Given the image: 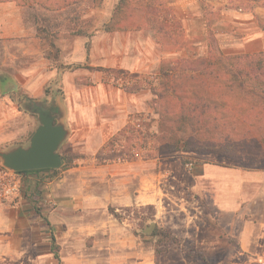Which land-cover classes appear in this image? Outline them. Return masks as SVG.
Segmentation results:
<instances>
[{"label":"rangeland","instance_id":"374dc122","mask_svg":"<svg viewBox=\"0 0 264 264\" xmlns=\"http://www.w3.org/2000/svg\"><path fill=\"white\" fill-rule=\"evenodd\" d=\"M9 1H16L17 16L12 15L9 5H0V152L28 145L38 125L35 107L23 98L24 87L32 97L40 98L38 104L45 110H51L56 103L63 106L69 136L60 149L66 165L42 177V187L24 181L20 208L27 201L26 213L31 221L24 229L29 233L19 244L8 239L0 241V264H264V245L257 251L255 246L244 251L231 238L229 243L226 240L214 249L201 244V240L208 238L206 203L183 190L177 194L174 191V196H163L159 205L118 207L107 203L100 208L91 195L90 174H77L68 183L77 194L75 198L59 187L65 193L62 204H57L52 191L45 189L52 181L64 183L60 174L66 169L138 160L133 155L136 144L141 146L143 161L174 159L183 173H191L196 163L201 162L232 165V161L218 155L169 153L158 141L159 116L153 109L152 92H127L123 79L127 73L139 74L144 80L157 83L160 69L177 57H205L210 50L225 55L263 50L262 39L247 42L246 31L222 23L221 16H242L255 10L258 12L255 16H264V0H190L192 16H205L192 30H186L179 19L183 12L173 5L179 0H168L164 8L171 20L174 17L182 35L174 45L158 41L155 30L141 20L140 28L129 25L127 30L106 31L119 0L4 2ZM258 20L256 25L260 27ZM16 75L18 83L29 76L27 86L18 84L21 89L18 94L13 92L12 85L1 82ZM113 76L118 78L116 83ZM100 84L111 87L114 95L119 89L117 103L124 104L130 112L128 124L109 136L93 155L84 148L86 138L81 141L74 134L78 126L72 112L73 104L78 106L79 101L96 96ZM125 96H134L136 103L126 101ZM117 103L102 105L103 112L115 114ZM138 123L142 129H137ZM24 132L27 133L21 136ZM100 139L103 137L95 141ZM188 164H193L191 171ZM101 178L96 180L101 184V197L107 192L114 194L117 188L110 181L111 174L104 172ZM83 202L89 207L84 209ZM0 205L10 210L16 208L1 199ZM153 223L155 229L146 234L145 230ZM156 231L161 237L154 236ZM52 239L59 260L52 250ZM142 250L151 255L140 258L138 252Z\"/></svg>","mask_w":264,"mask_h":264},{"label":"crops","instance_id":"0c3cea01","mask_svg":"<svg viewBox=\"0 0 264 264\" xmlns=\"http://www.w3.org/2000/svg\"><path fill=\"white\" fill-rule=\"evenodd\" d=\"M190 3V0H179L173 3L175 7L177 6V10L181 9L183 12L179 19L186 25L184 26L186 30L194 29L205 17L192 16ZM6 4L12 10V15L17 16L15 14L16 1L0 2V5ZM255 13L258 14L257 10L249 11L242 16H221V21L225 24H232L241 31H246L247 42L261 39L264 41V30L256 25L257 19L264 23V16H255ZM249 31H251L250 34H248ZM27 77L29 76L26 75L25 81L19 83L27 86L29 83ZM17 79L16 75V78H4L1 82L4 85H12L13 92L18 94L21 89L18 87ZM24 89L23 98L25 101L32 105L33 102L39 103V97H32L27 88L24 87ZM98 89L99 91L96 90L94 93L96 96L91 100L79 101L78 106L72 103L74 108L72 113L74 119H77L76 125L78 126L74 134L78 135L79 139L86 138L84 148L93 155L103 147L109 136L115 135L128 124L130 112L124 104L117 103L121 92L119 89H116V95L111 87L107 88L103 84H100ZM133 97L125 96L124 99L136 103V99ZM114 101L118 104L115 114L104 113L102 105L113 104ZM53 108L64 112L63 121L65 123L66 111L63 106L56 103ZM79 125L83 127L80 128ZM30 126L28 131H31ZM26 133H22L21 136ZM100 136L103 139L95 141ZM13 138H17V133ZM81 141H85V139ZM81 141L79 140V142ZM104 172L111 174L110 181L112 184H116L117 189L113 190L114 194L107 192L102 198V191H99L101 184L96 180H99ZM51 173L53 172L24 174V181L42 187V177ZM84 173L92 176L91 195L96 199V206H100V208H104L107 203L118 207L159 205L163 196H174L175 192L177 194L184 191L193 197H199L206 203L205 209L208 213L209 224L205 223V227L208 230V238L201 240V244H206L214 249V246L221 242L225 243L227 240L229 243L228 239L231 238L236 239L237 246L244 251H250L252 246H255V251H257L264 245V170H247L236 165L224 166L201 162L196 163L195 169L191 173H183L180 163L174 159L168 161H163L160 158L147 161L138 159L120 165H91L88 168L66 169L60 174L65 180L64 183L55 184L52 181L46 184L45 189H50L57 204H62L65 200L64 191H70L72 194L70 196L73 198L77 196L73 193L74 191L70 190L72 188L68 183L71 179L76 178L75 175ZM104 180L106 181V179ZM59 187H62L64 191ZM52 195L49 196L52 197ZM26 205H28L27 201L23 207H16L13 210L0 205V241L8 239L11 243L19 244L27 238L29 231L26 232L24 228L30 224L31 220L27 216L26 212L29 210ZM87 207L89 204L83 202V208ZM54 217L52 214L51 218ZM138 255L140 258H145L151 254L142 250L138 252Z\"/></svg>","mask_w":264,"mask_h":264},{"label":"trees","instance_id":"16d2710c","mask_svg":"<svg viewBox=\"0 0 264 264\" xmlns=\"http://www.w3.org/2000/svg\"><path fill=\"white\" fill-rule=\"evenodd\" d=\"M167 1L119 0L106 31L127 30L129 25L140 28L141 20L155 30L158 41L174 45L182 35L164 8ZM259 25L264 30V24ZM218 53L210 50L205 57H177L160 69L157 83L127 73L124 89L152 92L153 109L159 116L158 141L169 153L218 155L243 169L264 170V51ZM47 172L56 170L19 173ZM158 231L154 236L161 237Z\"/></svg>","mask_w":264,"mask_h":264},{"label":"water","instance_id":"95a60500","mask_svg":"<svg viewBox=\"0 0 264 264\" xmlns=\"http://www.w3.org/2000/svg\"><path fill=\"white\" fill-rule=\"evenodd\" d=\"M33 113L37 116L38 125L29 140V144L19 145L8 151L0 152V160L4 168L14 172L37 170H59L66 165L60 149L69 136L64 123V112L42 110L38 102H33ZM155 223L145 230L151 234Z\"/></svg>","mask_w":264,"mask_h":264},{"label":"built area","instance_id":"2783aa9c","mask_svg":"<svg viewBox=\"0 0 264 264\" xmlns=\"http://www.w3.org/2000/svg\"><path fill=\"white\" fill-rule=\"evenodd\" d=\"M137 129H142V125L138 123ZM133 151V155L136 159H142L141 146ZM187 168L189 171L193 169V164H188ZM24 183V174L14 172L6 168L0 170V199L4 202L12 204L16 207L22 205V186Z\"/></svg>","mask_w":264,"mask_h":264},{"label":"flooded vegetation","instance_id":"af4514ba","mask_svg":"<svg viewBox=\"0 0 264 264\" xmlns=\"http://www.w3.org/2000/svg\"><path fill=\"white\" fill-rule=\"evenodd\" d=\"M30 105H31L32 108L34 107V105H32V104H30Z\"/></svg>","mask_w":264,"mask_h":264}]
</instances>
